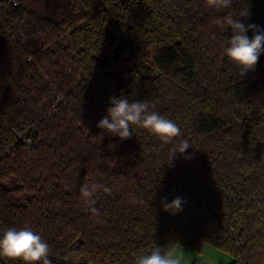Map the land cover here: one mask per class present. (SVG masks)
Returning a JSON list of instances; mask_svg holds the SVG:
<instances>
[{
    "label": "trees",
    "instance_id": "obj_1",
    "mask_svg": "<svg viewBox=\"0 0 264 264\" xmlns=\"http://www.w3.org/2000/svg\"><path fill=\"white\" fill-rule=\"evenodd\" d=\"M228 17L264 29V0H0V234L28 225L52 264H134L156 246L264 264V53L242 75ZM121 96L177 123L192 159L169 165L176 140L135 125L126 140L98 128ZM84 183L107 191L90 204Z\"/></svg>",
    "mask_w": 264,
    "mask_h": 264
},
{
    "label": "clouds",
    "instance_id": "obj_2",
    "mask_svg": "<svg viewBox=\"0 0 264 264\" xmlns=\"http://www.w3.org/2000/svg\"><path fill=\"white\" fill-rule=\"evenodd\" d=\"M207 5L211 8H229L232 0H207ZM231 29V38L227 39L225 54L228 59L241 69L242 75L254 70L259 57L264 53V29L254 24L247 26L240 19L228 17L222 21ZM253 32L251 38L247 33ZM155 105L148 100L130 101L126 97L110 98V107L106 109L107 115L97 124L112 136L119 137L120 140L130 139L133 132L132 126L148 130L157 136L164 143H176L170 149V163L179 154L185 160L192 159V155H184L186 150L192 148L188 139L183 138L181 128L173 120L164 117L154 110ZM101 189L107 191L102 184L84 183L80 187L81 195L88 203L94 204L92 197ZM186 201L181 197L174 198L170 203L166 198L162 201L163 210L172 215L183 210ZM90 211L98 214L99 210L92 207ZM167 249V250H166ZM50 246L34 233L32 229L25 225L21 228L8 227L0 234V257L11 261H21L22 264H52L49 259ZM134 264H182V256L175 254L171 249L156 246L150 250L149 254H142L135 258Z\"/></svg>",
    "mask_w": 264,
    "mask_h": 264
},
{
    "label": "rangeland",
    "instance_id": "obj_3",
    "mask_svg": "<svg viewBox=\"0 0 264 264\" xmlns=\"http://www.w3.org/2000/svg\"><path fill=\"white\" fill-rule=\"evenodd\" d=\"M173 252L182 256V264H191L198 260L204 264H227L230 257L212 246H205L201 254L190 251L181 246L176 247Z\"/></svg>",
    "mask_w": 264,
    "mask_h": 264
},
{
    "label": "built area",
    "instance_id": "obj_4",
    "mask_svg": "<svg viewBox=\"0 0 264 264\" xmlns=\"http://www.w3.org/2000/svg\"><path fill=\"white\" fill-rule=\"evenodd\" d=\"M5 1H8V2L12 3L13 5H17V3H18V0H5ZM24 139L25 138H23V140ZM26 141H27V144H30L31 143V140L30 139H26Z\"/></svg>",
    "mask_w": 264,
    "mask_h": 264
}]
</instances>
